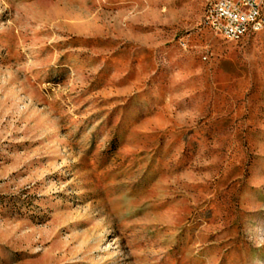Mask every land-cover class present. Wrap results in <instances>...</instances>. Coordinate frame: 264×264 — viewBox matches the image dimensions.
<instances>
[{
    "label": "rangeland",
    "instance_id": "1",
    "mask_svg": "<svg viewBox=\"0 0 264 264\" xmlns=\"http://www.w3.org/2000/svg\"><path fill=\"white\" fill-rule=\"evenodd\" d=\"M205 0H0V264H264V33Z\"/></svg>",
    "mask_w": 264,
    "mask_h": 264
},
{
    "label": "built area",
    "instance_id": "2",
    "mask_svg": "<svg viewBox=\"0 0 264 264\" xmlns=\"http://www.w3.org/2000/svg\"><path fill=\"white\" fill-rule=\"evenodd\" d=\"M203 23L230 42L264 33V0H209Z\"/></svg>",
    "mask_w": 264,
    "mask_h": 264
},
{
    "label": "bare ground",
    "instance_id": "3",
    "mask_svg": "<svg viewBox=\"0 0 264 264\" xmlns=\"http://www.w3.org/2000/svg\"><path fill=\"white\" fill-rule=\"evenodd\" d=\"M209 7V0H205L204 12Z\"/></svg>",
    "mask_w": 264,
    "mask_h": 264
}]
</instances>
